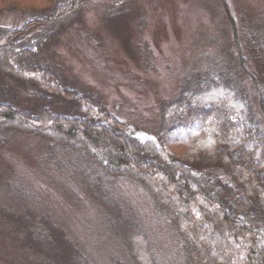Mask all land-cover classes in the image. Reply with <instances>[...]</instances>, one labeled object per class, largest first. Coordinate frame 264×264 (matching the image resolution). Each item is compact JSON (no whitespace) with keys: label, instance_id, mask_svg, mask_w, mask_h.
I'll list each match as a JSON object with an SVG mask.
<instances>
[{"label":"rangeland","instance_id":"obj_1","mask_svg":"<svg viewBox=\"0 0 264 264\" xmlns=\"http://www.w3.org/2000/svg\"><path fill=\"white\" fill-rule=\"evenodd\" d=\"M78 12L39 51V62L57 72L63 87L49 99L52 111L68 112L85 94L128 131L154 139L162 102L177 95L189 75L227 68L264 127V0H80ZM28 17L5 10L0 24ZM0 96L19 110L35 113L41 106L31 88L10 81H0ZM95 164L82 150L36 133H6L0 264H40L42 255L21 238L43 230V220L60 225L94 264H136L118 230L119 222L132 221L147 235L154 264H187L182 236L144 184ZM99 192L107 199L96 198Z\"/></svg>","mask_w":264,"mask_h":264},{"label":"trees","instance_id":"obj_2","mask_svg":"<svg viewBox=\"0 0 264 264\" xmlns=\"http://www.w3.org/2000/svg\"><path fill=\"white\" fill-rule=\"evenodd\" d=\"M79 3L0 0V14H29L18 25L0 24V81L29 87L41 101L32 113L0 96V144L11 129L30 131L82 150L109 174L139 180L182 236L187 264H264V127L238 77L227 68L189 75L162 102L154 139L128 131L85 94L68 112H54L49 99L63 87L57 72L39 62V51L78 15ZM96 198L107 199L100 192ZM118 225L136 264H154L142 227ZM43 227L21 238L43 256L40 264H94L60 225L43 220Z\"/></svg>","mask_w":264,"mask_h":264}]
</instances>
